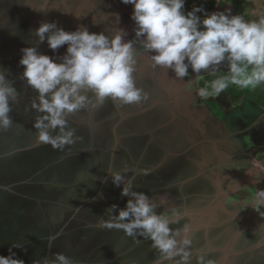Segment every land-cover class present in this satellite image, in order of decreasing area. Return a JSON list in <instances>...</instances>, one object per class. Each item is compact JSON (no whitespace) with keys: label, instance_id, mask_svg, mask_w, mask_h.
<instances>
[{"label":"clouds","instance_id":"1","mask_svg":"<svg viewBox=\"0 0 264 264\" xmlns=\"http://www.w3.org/2000/svg\"><path fill=\"white\" fill-rule=\"evenodd\" d=\"M121 2L133 5V40L124 39L123 29L108 35L90 32L87 26L79 25L68 31L55 21H44L34 35L40 43L47 40L53 52L67 45L66 52L53 58L39 52L36 46L21 50L19 64L24 68L21 78L37 93L31 108L37 113L33 127L39 142L64 150L80 139L70 124V116L99 107L108 99L118 106L147 101L149 94L137 86L134 75L141 49L152 53L153 67L171 69L177 78L189 76V68L200 78L204 73L213 76L199 87L201 98L218 96L231 85L252 90L264 86V15L247 19L243 14H233L231 9L209 11L203 5H191V10H187L186 0ZM137 43L140 48L135 47ZM187 86H192V80ZM17 96L13 81L0 69V131L8 130L14 123L9 115L10 101L15 102ZM109 172L113 183L121 186V194L128 199L123 208L117 210L115 204L108 207V219L101 217L100 226L121 230L133 239L142 237L151 241V247L170 264H193L189 224L173 226L180 224L178 210L173 207L170 214L158 212V205L146 193L133 190L131 179L119 172ZM245 204L260 211L264 207V189L251 192ZM21 246L12 243L8 255H0V264H25L12 251ZM33 264L77 262L63 252H55L51 259ZM195 264H217V261L200 251Z\"/></svg>","mask_w":264,"mask_h":264},{"label":"water","instance_id":"2","mask_svg":"<svg viewBox=\"0 0 264 264\" xmlns=\"http://www.w3.org/2000/svg\"><path fill=\"white\" fill-rule=\"evenodd\" d=\"M0 2L1 6L9 5V10L12 8V10L20 13L23 26H16L14 30L16 38L21 41L23 37H28L31 34L29 33L30 31L34 32L39 24L44 21H55L58 26H62L68 31H74L79 25H85L90 32L97 33L105 32L108 29L109 31L107 32L109 33L107 34L109 35L114 30L123 29L126 32L125 40L135 39L134 21L131 19L129 23H125L123 20L125 14L131 16L133 5L124 4L121 0H39L38 2L36 0H0ZM109 10L112 15L107 14ZM117 14L119 19H117ZM33 44L40 52L43 43H40L35 35ZM135 47L140 48V45L137 43ZM151 54L144 52L142 49L139 51L137 56L139 63L138 67L136 66L138 71L152 64ZM7 59V54H0V69L5 70L7 79L12 80L16 85H20L24 68L21 66L20 72H7ZM158 68H155L159 72H155L154 76L158 84L157 88L160 90V96L154 106L159 105L160 107L158 115L160 123L157 121L158 123L149 130L151 134L149 139L158 141L160 135L157 134V138L155 134L161 133L162 136L165 134L166 147L167 150H170L167 156L170 154L176 157L186 155L189 161L197 157L199 159L198 167L200 172L192 175L189 179L196 178V175H202L214 188V192L207 197V201L203 200L205 202L203 206L196 208L185 207L184 211L179 213L180 220L185 218L189 220L190 230L188 234L192 239L198 231H205V239L199 238L193 241V264H195L196 254L200 251L208 254L215 253L214 258L217 259V264H238L245 260V256L246 260L261 262L262 260L260 259H264V207H261L260 211H256L251 204H245L244 206L251 192L255 189H264V167L256 161L257 141H254L257 143H255L257 146H255L254 143V145L251 144L253 142L251 137L247 139L246 136L243 139L242 131L234 133L210 109L205 98H201L198 95L199 77L195 76L190 68L189 76L184 78H177L171 69ZM189 79L192 80L190 88L187 86ZM18 87H21L20 94H18L15 102L10 101L12 111L18 108V104L29 105L30 103L28 102V96L31 93L27 91L25 86ZM70 119L72 120L71 117ZM19 124L20 122L13 123L8 130L0 131V170L2 169L7 174L11 173V168L5 163L15 161L14 156L16 155L13 153L16 150L28 152L32 149L41 148L42 150L46 149L49 153L54 151L51 149L50 144L38 141L33 123H31L29 131L32 134L34 133V140H28L24 144L18 143L14 135ZM115 136L112 147L109 146L110 140L105 145L102 143L97 146V148H101V152L103 151V161L99 164L100 170L98 172L102 171L101 174L105 171L107 172L101 180L97 176L93 178L99 184L90 187L87 195L88 197L91 195L90 200L88 199L85 202L89 203L102 195L106 209L113 204L118 208V201L114 200L117 197L107 198L103 195L105 183L111 178L109 171L119 172V168L122 165L120 161H115L117 156H120V158L123 156L116 151L120 136L117 134ZM17 146L18 148L16 149L15 147ZM97 148H94L92 143L86 152ZM34 153L33 155L25 154L24 161L26 159L33 161L32 157L40 155V153ZM49 153L47 159H49ZM107 154L108 157H106ZM66 157V155L62 158L60 157L58 162L64 166L68 165ZM17 167V171L21 172L22 169L20 170V167ZM135 172H139V170L136 169ZM61 176V183L66 185L65 181L67 179L65 176H67V170L62 171ZM18 177L17 173L16 177L11 181L10 179L0 178V188L6 189L11 195L22 196L26 199L28 197V201L31 203L35 201L41 202L40 190H42L43 185L49 183H34V177L30 173H26L22 180L18 179ZM92 189L95 191L94 194ZM36 191H39V195L33 193ZM29 192H32V197H29ZM55 195L58 194L55 193ZM260 212H262V216ZM103 215L105 218L108 217L106 211ZM83 221L86 227L93 225L86 219ZM100 221L94 222V225L99 227ZM233 226H235V229L231 228ZM214 228H218V231L211 233L215 230ZM219 229H222V231H219ZM70 233V237H76L78 241L80 240L79 245L85 246L86 243L81 242L82 239L80 237L74 232ZM60 234H63V232ZM209 237L211 238L209 239ZM3 239L6 242L9 240L7 246L2 244L6 249L11 248L12 243H20L28 250H32L25 256L27 264H33L34 261L43 260L44 258L51 259L53 254L59 251L60 247L59 245H53L56 239L54 236H41L26 240L21 237L18 240H12L11 236L4 229L2 230L0 226V243H2ZM148 241L142 239L144 243H148ZM160 262H163L162 258L152 264Z\"/></svg>","mask_w":264,"mask_h":264},{"label":"rangeland","instance_id":"3","mask_svg":"<svg viewBox=\"0 0 264 264\" xmlns=\"http://www.w3.org/2000/svg\"><path fill=\"white\" fill-rule=\"evenodd\" d=\"M216 4L213 11H225L231 9V12L233 14H243L247 19H257L260 15H264V0H217ZM20 18V13L18 11L12 10V8L9 10V5H0V26H2V29L0 28V33H2V36H6L5 43L8 56V61L6 63L7 72H20L22 66L19 64V60L22 56L21 50L25 47L32 46L34 40V32L31 31L29 32L31 34L28 37H23L22 41L16 38V32L14 29H16V26H23L22 19ZM11 22H14L13 25ZM43 45V49L40 51L41 53L48 54L53 58H59L64 54L59 51V49L53 52V50L48 47L47 40L43 42ZM13 83L16 87V83ZM21 83L22 86L26 87L27 91L32 93V97L35 98L37 93L31 86L26 83V80L21 79ZM259 88L264 89V86H261ZM252 95L253 97H255L256 94ZM33 111L34 113H36L34 109ZM26 113L27 111L25 107L18 104V108L10 113V117L12 118L14 123L25 122L27 119ZM112 115H114V113L111 109H102L101 107H96L91 108L90 110L81 111L70 117L76 118L80 122L83 121V128L86 130L90 128L89 130L93 131L96 138V140L92 141V143L94 142L93 145L96 143L98 145L102 143L107 144V142L110 140L109 146H111L114 142L111 133L113 121L109 117H111ZM20 116L21 118H19ZM70 124L76 129V134L80 137V139L77 140L73 145L66 146L64 149L67 152H70L68 156L71 157V159L68 160L66 157L68 165L64 166L62 165V163L58 162V156L60 155L59 153L63 152V150H59V153L54 150L53 153L49 154L48 164H42L39 161L40 159L37 156H34L33 166L28 167V171L34 177V183L48 182L49 184H45L42 186V190L40 193L42 205H40L38 202H33L30 205V208L33 210V212L28 215H21V228H26L27 223H29L30 226L34 225L33 220H37V217L38 219H40L39 222H41L43 230L45 228L47 230L44 237L54 236L56 237V239L59 238V240H57L58 242L56 241L57 244L54 241L55 245L60 246L58 252H63L68 256L70 255V257H74L77 264H98L99 262L97 261V259L102 253L101 250L98 249V246L103 244V240L101 241L100 235L97 236L93 234L94 232L92 229H90V227H86L84 225L85 223L83 220H93L88 217L90 215H88L90 209L89 207H85L84 195L87 196L89 194L90 187H94L95 184H99L96 183L93 178L97 176V178L101 180L105 177L107 171L103 172L102 174V171L98 172L100 170L99 164L103 159L101 148L98 147L96 150H90L89 152H86V150H88L89 148L85 147L84 145L88 144V141L90 140L89 134H87L83 138L81 134V127H78V125L74 126L71 122ZM142 124V127H144L146 125V122L143 121ZM19 130L20 135L16 137L18 143L24 144L28 140H34V134H32L28 128H25L22 125L20 126ZM141 130L142 128L139 129V131ZM157 134L161 135V133H156L155 137L158 136ZM160 138L161 137H159L158 140ZM123 143L125 144V146H127V151H123L124 154L122 153V151H120V153H122L121 155L123 156L122 158H120V156H117L115 161H120L123 167L128 170H123V172L120 173L126 179L132 180L133 190L146 193L150 197L151 202L158 205V212H169L170 214V209L173 207H175L177 210H180L184 204L189 205L190 203H192L194 200L193 197L195 198V195L200 194L199 188L197 189L193 187L194 185L191 186L190 184L188 186L182 187V189L181 187L176 185L171 189L166 188L167 190H165L164 187L167 186L168 183L176 181L175 177H181V175L175 169L171 168V165H168L167 160H165L167 162H165V165L163 164V168H159L158 171L147 173L144 172L145 169H150L152 164H156L158 161L159 163L161 161L163 162L164 159L162 160V158L166 157H163V154L159 153L161 151L158 149H153L154 151L151 150V148H153L156 144L154 143V145H152L153 142L151 139H148L147 137L142 135L141 137H137V139L131 137L125 138ZM44 152L46 153L48 151L45 149ZM28 153L29 151L26 154ZM75 154L80 155L75 156ZM24 156V153L14 156V159L15 161H17L20 169L25 168L26 165L23 160ZM106 157H108V154ZM136 169L141 172L135 175L133 170ZM64 170H67V176H65V178L67 179L65 181L66 185L61 183V174ZM92 171L93 175L91 176L90 173ZM18 174L21 177V172H18ZM180 180L181 179H179V181ZM106 184H108L109 187L114 188L112 190L114 191L113 194L116 196H114L113 198L117 197L118 199H114L115 201H118L117 210L125 207L128 197L122 196L120 198V190L122 191L121 186L115 185L112 181V177L107 180L105 185ZM57 187L59 188V190H57ZM82 192L84 195H81ZM55 193L58 195L54 196ZM73 193V197L70 198ZM61 194L67 195L68 197L62 198ZM50 202L59 207L62 212L49 214L46 205L49 206ZM93 203L100 205L101 201L97 200ZM2 204L3 201L2 198H0V209L3 210L4 206H2ZM22 204L24 206L26 205L24 202ZM105 211L106 208L104 209V212ZM22 213H24V211H22ZM57 214H61V216H58ZM101 217L105 218L104 215L98 218L101 220ZM91 224L94 223L91 222ZM181 225H183L182 222L179 225L173 226L179 227ZM51 228L53 230L58 229L59 232L57 234H54V232L51 233ZM61 232H63L64 235L60 234ZM70 232H74V234L80 237L82 239L81 242L86 243L85 246H82V244L79 245L80 240L78 241L76 237H70ZM129 239V242H131V244L135 243V240L137 239L140 246L135 245V250L130 252H128V248H124V250L123 248L120 250L118 247L113 249L114 252L120 250V253L126 256L122 261V264H152L153 262H158L161 259L159 253L151 247V241H148V246L147 244H143V242L139 238L133 239L130 237ZM128 243L126 245H128ZM65 247L68 248L65 249ZM157 264H168V261H163ZM249 264L257 263L250 261Z\"/></svg>","mask_w":264,"mask_h":264},{"label":"flooded vegetation","instance_id":"4","mask_svg":"<svg viewBox=\"0 0 264 264\" xmlns=\"http://www.w3.org/2000/svg\"><path fill=\"white\" fill-rule=\"evenodd\" d=\"M38 1L39 0H36V2H38ZM0 5H2L1 2H0ZM187 10H191V8H188ZM107 14L112 15V12L109 10L107 12ZM123 20L125 23H129L131 20V16L129 14H125L123 16ZM107 31H109V30L106 29L105 34L109 33ZM43 46L44 45H42L41 50L43 49ZM66 47H67V45H65L64 47L63 46L60 47L59 51H61L62 53H65ZM138 55H139V53H138ZM138 63H139V61L137 58V65H138ZM221 67L224 68L223 65ZM155 68L157 69L158 67H153V64H150V65H147L143 70L138 71L136 69V71L134 73L137 86L143 88L149 94V98L147 101H144L140 104H130V105L118 106L111 99H108L104 102L103 105L99 106L102 109H111L112 112L114 113V115H112L109 118L112 119V121H113V125L111 128L113 141H115V137H116L115 134L120 136L119 143L116 146V149H117L116 151L119 153H120V151H122V153L124 154V152L127 151V146H125V144L123 143L125 138L131 137V138L137 139V137H141L142 135H144L145 137H147L149 139V137L151 136L149 130L152 129L156 123L159 122L158 120H160V118L158 116L159 111H160V109H159L160 107H159V105L154 106L155 102L157 101L158 97L160 96V90L157 88L158 84H157L156 77L154 76V74H155V72H159L160 69L158 68L159 71L158 70L156 71ZM224 70H226V68H224ZM205 75H207V73H205ZM205 75L203 74V77ZM201 79L202 78L199 77V87H200V80ZM16 86H22V83L20 85H16ZM15 88L17 89L18 94H20V92H21L20 88L21 87H15ZM261 91H264V89L259 88V87L256 88L255 90L243 89V94L240 97L239 96L237 97L235 95L234 96L231 95L230 93H228L225 90L224 92H222L218 96H210L208 98H205V100H206L207 105L210 107V109L219 118H221L225 122V124L234 133L242 131L243 132V139L246 136H247V139H249L251 137V139L253 141V142H251V144H253V143L255 144L256 142H254V141H257L258 146L256 145L257 143L255 144V146L258 147V151L256 152V161L264 167V99L260 98ZM252 94H256L255 97H253ZM143 121L146 122V125H145L146 127L145 126L142 127ZM71 123L74 126L78 125V127H81V134H82L83 138L87 134H89V137L91 140L90 143L92 144V141L95 140V135H94L93 131L89 130L90 129L89 127H87V128H89V129H87L88 131L86 129H84L83 128V121L80 122L76 118H72ZM141 128H142V130L139 131V129H141ZM159 137H161V138L158 141H156V140L152 141L153 142L152 145H154V143H156V144L153 148H151V150L158 149L161 151L159 153L163 154V157H165V156H167V154H169L170 150H167V147H166L167 143L165 142L166 141L165 134L163 136L160 135ZM113 144H114V142L112 143V145ZM15 148L17 149L18 146ZM51 149H52V146H51ZM33 152L40 153V154L45 153L44 150H42L41 148L29 150V154L33 155ZM171 152H173V151H171ZM21 153L26 154L27 152L22 151V150H16L13 154L21 155ZM45 154L48 156L47 152ZM25 157H26V155L23 157V160L25 159ZM188 159L189 158L186 155H184L182 157H178V156L176 157V156L170 154L169 156H167V158L166 157L162 158L164 163L161 161L160 162L161 164H160L158 161L156 164H152L150 169H147L148 170L147 172H152V171L156 172V171H158L159 168H163V164L165 165V162L168 161V165H171V168L175 169L181 175V177H175L176 181L168 183L167 186L164 187L165 190H167L168 188L171 189L176 185L181 187V189H182V187L188 186L189 184L191 186L194 185L193 187H195L197 189L199 188L200 194L195 195V198L193 197V199H194L193 202L190 203L189 205L183 203L184 204L182 207L183 209L181 208L180 210H178L179 213L183 212L185 207L196 208V207L203 206L205 204V202H203V200L207 201V197L212 195V193L214 192V188L212 187L211 183L207 179H204V177L202 175H196L197 176L196 178L189 179V178H191L192 175L200 172V170H199L200 168L198 167L199 159L197 157H194L193 160H190V161ZM165 160H167V161H165ZM15 163H16V161H15ZM119 169H120L119 173L123 172V170H125L123 165H121ZM133 172L136 175V174L140 173L141 171L135 172V170H133ZM24 177H25V174H23V176H21V177L19 176L18 179L22 180V178H24ZM179 179H181V180L183 179V180L179 181ZM112 189H114V188H111V187H109L108 184H106L104 189H103V193H104L103 195L104 196L106 195L110 198L114 192ZM121 195L122 194H121V190H120V197H121ZM0 196H1L2 201H3L2 206H4V207H7V205L10 204L11 202L15 203L16 198H24L22 196H15L13 194L11 195V193L9 194V192L6 189H2V188H0ZM35 202H38L39 204H41L40 201H35ZM1 210L2 209H0V211ZM95 211L96 210L91 207V209L88 212V215L90 214L89 216H92L95 213ZM1 214L2 213H0V217L2 216L1 219H3V220H0V223H1L0 226L2 227V230L5 229V232L9 233L8 231L11 230L10 229L11 228L10 227V220H9V218L11 217V214H10V212H6V211L4 213V217ZM57 215L61 216V214H57ZM99 217H100V215H99ZM181 222L183 224L184 223L188 224L189 220L185 218V219L180 220V223ZM230 224H232V223H230ZM5 226H7V229ZM235 226H233L231 228L235 229ZM214 229L215 230H213L211 233L218 231V228L217 229L214 228ZM220 230L222 231V229H219V231ZM93 234H95L97 236L100 235L101 241L103 240V244L98 246V249L101 250V252L103 253V255L100 254V256L97 259V261L99 262L98 264H122V260L120 258L114 260L110 255L120 256L121 255L120 250L122 248H123V250H124V248H128V252L135 250L134 247L133 248L129 247L128 246L129 244L128 245L124 244V246L123 245L117 246L120 250L114 252L113 249H115L117 247L113 248V246L109 245L111 243H109V241H108V239H109L108 233H105V231L100 230L96 233L94 232ZM200 235H201V237H200ZM137 238L141 239V241L143 239L142 237H137ZM199 238L205 239V231L204 230H200L197 233H195L192 241H196ZM210 238L211 237H209V239ZM1 242L2 243H0V255L6 256V255H8L9 249H6V247H3L4 245H2V244H5L7 246L8 245L7 242H9V240L6 242V240L3 239ZM143 244L148 245V243H144V242H143ZM138 246H140V245H138ZM62 247H64V246H62ZM67 248L68 247H65V249H67ZM12 251L16 253L17 258L23 259L25 264H27V259L25 256L28 254L27 253L28 249L26 247L22 246L20 248H14ZM135 255H136V253H135ZM209 255L213 259H215L214 258L215 253H211ZM105 257H108V258H105ZM244 259L245 260H243L241 263H238V264H249L250 260H246L247 259L246 256ZM260 260H262V261L261 262L256 261L254 263L264 264V259H260ZM216 261H217V259H216ZM251 262H253V261H251Z\"/></svg>","mask_w":264,"mask_h":264},{"label":"trees","instance_id":"5","mask_svg":"<svg viewBox=\"0 0 264 264\" xmlns=\"http://www.w3.org/2000/svg\"><path fill=\"white\" fill-rule=\"evenodd\" d=\"M216 1L217 0H207V1H205V0H186V4H185V8L187 9V8H190V6L191 5H197V6H199V5H203V7L205 8V9H207V10H209V11H213L214 9H215V4H216ZM227 1H233V0H227ZM0 28L2 29V26H0ZM2 33H0V53L1 54H4V55H6L7 54V52H6V43H5V40H6V36H2L1 35ZM4 34V33H3ZM1 36H2V38H1ZM32 46H34V44H32ZM41 51V50H40ZM222 71H224V70H222ZM214 77L213 76H211V75H209V74H207V75H205L201 80H200V87H203L204 86V84H205V82L206 81H208V80H211V79H213ZM12 81V80H11ZM15 87V86H14ZM16 87H18V86H16ZM226 91L228 92V93H230L231 95H235V96H241L242 94H243V89H240V88H238V87H236V86H234V85H231V86H229V88L228 89H226ZM260 98L261 99H264V91H261V95H260ZM33 100V97H32V94L30 95V96H28V102H30L29 103V105H25V104H20L21 106H24L25 107V109H26V111H27V113H26V115H27V119H26V121L25 122H20V124H19V126H18V129H17V132L15 133V135H14V137H17V136H19L20 135V126H24L25 128H30L31 127V123H34V120H35V116L37 115V113H34V111H33V109L31 108V101ZM69 121L71 122L72 120L70 119V117H69ZM34 134V133H33ZM95 140H96V138H95ZM91 143H90V141H88V144H85L84 146L85 147H88V148H90V145ZM97 146H98V144L96 143V144H94L93 145V147L94 148H97ZM84 147V148H85ZM52 149L53 150H55V151H57L58 153H59V150L58 149H54L53 147H52ZM90 150H94V149H90ZM49 153V152H48ZM70 152H67L66 150H63V152H60L59 154V156H58V158H60V157H62V156H64V155H66L67 156V159L69 160V159H71V157H69L68 156V154H69ZM80 154H76L75 156H79ZM82 155V154H81ZM30 158H31V156H30ZM38 158L40 159L39 161L42 163V164H48V162H49V159H47V155L45 154V153H42V154H40L39 156H38ZM32 159H34V157H32ZM90 161V160H89ZM102 161H103V159H102ZM25 163H26V165H25V168H22V171H21V176L23 175V174H26V173H30L29 171H28V167L29 166H33V163H34V160L32 161L31 159L30 160H25L24 161ZM91 162V161H90ZM89 162V163H90ZM10 163V164H9ZM6 165H9V167L11 168V173L10 174H7V173H5L2 169L0 170V178H6V179H10V181L12 180V179H14L15 177H16V175H17V173H18V167L17 166H19L17 163H15V161H10V162H8V163H5ZM40 164V163H39ZM15 165V166H14ZM21 170V169H20ZM14 173V174H13ZM91 174V176L93 175V171L90 173ZM18 176H20L19 174H18ZM81 186V185H80ZM34 189V188H33ZM80 189H81V187H80ZM57 190H59V188L57 187ZM93 190V189H92ZM33 193H35V194H38L39 193V191H36V192H33ZM40 193H41V190H40ZM39 193V194H40ZM92 193L94 194L95 193V191L93 190L92 191ZM91 193V194H92ZM38 194V195H39ZM104 194V193H103ZM28 195L29 196H31V195H33L32 194V192H29L28 193ZM73 195H74V193L70 196V198L71 197H73ZM81 195H84L83 194V192H82V194ZM61 196H62V198H67L68 196L67 195H63V194H61ZM91 196V195H90ZM90 196L88 197V196H85L84 195V201L86 202V201H88V199L90 198ZM106 196V195H105ZM113 197L115 196L114 194L112 195ZM111 196V197H112ZM106 197H108V196H106ZM110 197V198H111ZM0 198H1V196H0ZM109 198V197H108ZM15 199V198H14ZM97 200H100L101 201V204L99 205H97V204H94L93 202H95V200H93V201H91V202H89V203H85V207H89V209H91V207H93L96 211H95V213L92 215V216H89V218L90 219H93V220H90L91 222H93L94 223V221H99L100 219L98 218L99 217V215L101 216H103V214H104V209H105V202L101 199V198H96ZM90 200V199H89ZM96 200V201H97ZM25 203L26 205L24 206L22 203ZM103 202V203H102ZM27 204H29V205H27ZM45 204H48V203H45ZM22 205H23V207H22ZM30 205H31V202L30 201H28V197H27V199L26 198H16V201H15V203H10V204H8L7 205V207H4V209L3 210H1L0 212L2 213L1 215H3V217H4V213H5V211L6 212H10V214H11V217L9 218V220H10V229L11 230H7L9 233V235L11 236V238H12V240L13 239H16V240H18V239H20L21 237L23 238L24 237V239L26 240V239H28V238H36V237H41V236H44L45 235V233L47 232V230H46V228L43 230V227H42V224H41V222H39L40 221V219H38L37 217H36V219L37 220H33L34 221V225H29V223H27V225H26V228H21V219H20V217H21V215L22 214H26V215H28V214H30V213H32L33 212V210L30 208ZM40 205H42V204H40ZM9 206V207H8ZM41 207V206H40ZM46 207H47V209H48V213L49 214H55V213H59V212H61V210H60V208L59 207H57L54 203H49V206L48 205H46ZM22 211H24V213H22ZM87 216V215H86ZM2 217V216H1ZM1 217H0V220H1ZM104 219H108V217L107 218H104ZM36 222V223H35ZM8 226V225H7ZM6 227V226H5ZM53 228V227H52ZM51 228V230H52V232L51 233H53L54 232V234H57L59 231H58V229H55V230H53ZM6 229H7V227H6ZM90 229H92L93 230V232H97V230L98 231H100V230H103V231H105V233H108L109 234V239H108V241H109V243H111V244H109V245H111V246H113V248H115V247H117V246H120V245H123L124 246V244L126 245L129 241H130V237L129 236H126L125 234H124V232L123 231H121V230H117V229H108V228H104V227H101V226H96V225H92L91 227H90ZM66 232V231H65ZM67 233V232H66ZM69 234V233H68ZM62 235H64V234H62ZM132 238V237H131ZM57 240H59V238L58 239H55V242L57 241ZM107 241V242H108ZM55 242H54V244L53 245H55ZM58 242V241H57ZM57 242H56V244H57ZM129 245V247H131V248H135V245H139V243L137 242V240H135V243H132L131 244V242H129L128 243ZM111 248V247H110ZM32 250H28L27 251V253H30ZM101 255H103V253H101ZM70 256V255H69ZM72 256V255H71ZM114 260H116V259H121L122 261L125 259V257L126 256H124V255H120V256H118V255H110ZM74 258V257H73ZM113 261V260H112Z\"/></svg>","mask_w":264,"mask_h":264}]
</instances>
